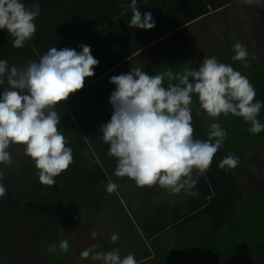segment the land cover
<instances>
[{
  "label": "crops",
  "instance_id": "1",
  "mask_svg": "<svg viewBox=\"0 0 264 264\" xmlns=\"http://www.w3.org/2000/svg\"><path fill=\"white\" fill-rule=\"evenodd\" d=\"M115 2L120 7L118 10L97 11L98 15L107 14L110 18L107 22L99 21L97 30L86 38L85 31L73 30L80 37L78 40H72L73 36L68 32V38L56 45L58 49L65 47L74 49L75 45L87 43L92 55L99 61L98 66L94 68L95 75L85 78L83 89L58 104L59 107L63 104L67 106L71 102L84 114L83 134L88 139L87 146L84 141L76 145L72 140L68 134V131L74 132L72 124L66 127V131L64 130V136L69 142L67 146L71 143L73 153L75 150H82L81 161L87 165L90 163L89 156L83 155L86 147L90 155L91 121L88 101L98 102L99 109H102L100 102H105L103 116H106L105 118L112 116L110 95L116 88L110 82L112 76L126 74L137 67L152 76L169 68L174 74L183 73L188 68L198 70L201 65L199 53L202 51V41L210 46L216 45L215 49H210L212 50L210 53L213 54H209V57L216 56L220 62L231 64L235 70L247 76L257 91L255 99L264 102V45L256 46L250 42L247 45L244 39L236 40L242 35L255 36L253 41L264 40L258 7L243 4L240 11L237 2L234 4L232 2L220 9H209L208 14L202 15L204 2L202 4L201 0H137L138 9L142 14L151 12L156 24L154 29L145 30L129 27L132 16L129 7L131 0ZM251 30H254V34ZM93 35L95 40L91 42L88 37ZM103 37H111L112 40L100 39ZM99 39L101 41L97 42ZM108 41H113L116 48L114 51L106 45ZM237 42L247 45L251 65L248 68L243 67L241 62H234L231 59L234 55L232 47ZM94 48L101 50L98 52ZM218 52L221 54L228 52L229 60L225 62L224 58L220 59ZM206 54L207 51L205 54L203 52L202 56L206 57ZM252 55L254 59L251 58ZM167 83L169 81L166 78L165 86ZM91 90H96V96L91 95ZM80 92L83 93L86 102L84 98H79ZM67 115L68 111L64 109L60 113L62 118ZM72 116L74 117V114ZM258 119L264 124V108L261 109ZM104 121L101 125L93 123V134L100 131ZM241 123L246 129L245 133L243 132L246 137L244 142L249 145V150L244 155L243 167L231 169L228 178L244 185L245 189H242V192L246 198L243 204L246 207L253 204L263 207L264 189L255 186L264 181V139L257 138L258 134H250L247 131L250 125L245 124L243 119ZM259 135L263 137L264 132ZM102 145L103 142L99 143V149ZM107 152L108 150L105 152L102 148L100 153H96L97 158L94 157L92 160V165L98 163L96 167L98 172L96 171L94 176L78 173L70 177L66 185L68 199L65 201L67 206L65 212L63 205H57L55 199H51L50 210L56 213L55 218L57 216L58 218L49 222L50 232L39 236L35 244L28 241L27 233L22 227L8 230L0 236V258L5 260V264L10 258L16 260L13 261L14 264H24L25 257L31 259L33 264H93L90 259L80 257V253L92 245L100 246L97 251L118 249L121 256L133 253L139 264H212L213 259L220 256L216 252L217 247L228 248L232 244L233 239L231 241L226 236L233 234L237 236V233L230 232L223 238L220 237L223 234L218 235L225 227L223 225L215 228L217 221L214 217L219 211L218 202L214 204L215 206L208 204L210 197L206 198L204 191H197L195 187L197 195L188 196L183 192L176 195L165 194L163 189L155 192L156 186L139 188L133 180L113 175L116 159L108 156ZM75 167L78 166L74 160L69 168L72 170ZM109 179L118 185L117 191L112 194L105 190ZM94 180L97 181L96 186L92 184ZM38 186L39 191H47V187L40 183ZM211 190L215 195L213 188ZM93 191L101 192V195L98 193L101 201L89 198ZM233 200L236 201L234 198ZM57 213L65 215L60 217ZM238 213L236 217L229 219V227H245L243 224L245 214L242 216ZM94 231L97 232L96 237L92 235ZM17 232L26 240H23V243L21 239L15 240L13 244V240L8 238L13 239L11 234ZM114 233L119 236L116 243L110 239ZM62 239L69 241L71 252L65 254L46 251L48 245H58Z\"/></svg>",
  "mask_w": 264,
  "mask_h": 264
},
{
  "label": "clouds",
  "instance_id": "2",
  "mask_svg": "<svg viewBox=\"0 0 264 264\" xmlns=\"http://www.w3.org/2000/svg\"><path fill=\"white\" fill-rule=\"evenodd\" d=\"M241 3L259 7L264 0ZM129 7V27L155 28L152 13L142 14L137 0H131ZM39 15V3L29 7L22 0H0V30L12 37L13 48H23L34 37ZM80 48L82 51L78 52L54 46L22 67L10 66L7 60L0 59V86L7 85L0 92V165L13 163L11 145H23L24 155L34 162L44 186L56 184L55 178L74 162L73 149L67 146L69 142L58 127L61 116L57 105L82 90L85 78L95 75L99 61L90 46L81 44ZM232 51V61L241 62L245 68L251 66L245 45L237 42ZM166 78L169 83L165 86ZM110 82L116 86L110 95L113 114L100 127L102 141L109 145L107 155L116 159L113 175L127 177L139 188L158 185L169 194L197 195L194 189L198 180L210 169L228 133L220 123L210 122L207 139L194 137L193 95L199 103L197 116L201 110L213 120L231 114L250 125V134L264 132V124L258 119L264 102L255 99V87L247 76L216 56H206L198 70L188 68L174 74L169 68L152 76L137 67L112 76ZM83 155L87 156V152ZM239 163L238 156L228 154L220 160L219 168L231 170ZM3 178L0 171V180ZM117 189L118 185L109 179L106 192L112 194ZM7 193L8 189L0 183V198ZM92 235L96 237L97 232ZM110 239L116 243L119 236L114 233ZM57 247L67 254L69 241L62 239L58 245H48L46 251L56 252ZM99 247H88L80 257L93 264H139L133 253L121 256L118 249L97 251Z\"/></svg>",
  "mask_w": 264,
  "mask_h": 264
},
{
  "label": "trees",
  "instance_id": "3",
  "mask_svg": "<svg viewBox=\"0 0 264 264\" xmlns=\"http://www.w3.org/2000/svg\"><path fill=\"white\" fill-rule=\"evenodd\" d=\"M201 1L202 4L204 2L202 5V15H205L210 12L209 6L213 5L212 7L216 10L232 4V2L233 4L234 2L238 4L241 0ZM22 2L29 7L33 3H39L40 5V15L35 21L37 31L34 37L23 48L16 49L12 47V37L9 36L8 32L6 30H0V59L7 60L10 66L16 65L18 67H22L28 61L38 60L49 48L60 44V42H64L68 38V32L73 36L71 39L76 41L80 37L77 36L73 30H83L87 33L85 34L86 38V36L90 35L94 30L98 29L99 21L103 23V20L107 22L110 19L107 14L98 15V10L105 9L106 11H115V9L118 10L120 8L116 5L115 0H22ZM258 10L261 14V28L264 30V3L258 7ZM108 14L111 15V13ZM94 37V35L89 36L88 40L93 42V40H95ZM100 39L104 41L112 40L111 37H103ZM100 39L97 40V42H100ZM112 43L113 41H108L106 45L114 51L116 48L114 47V43ZM86 44L87 43L84 45ZM74 49L82 51L80 45H75ZM94 49L98 52L101 50V48ZM6 86L7 85L0 86V92H2L3 87ZM90 93L96 96V90H91ZM78 96L79 98H84L86 102L83 93L80 92ZM88 104L90 105L89 119L92 123L101 125L104 119H106L104 124L110 121L111 116L110 118H105L106 116H103L104 111L102 109L105 106V102H100L102 109H99L98 102H92L90 100ZM191 107L193 109L192 123L195 129V138L207 139L206 128L210 122L220 123L228 133L224 145L215 154L210 169L205 176L199 178L196 185L197 191H204V196L206 198L210 197L208 204L215 206L214 204L218 202L217 208L219 211L214 217L217 221V226L215 228H220L226 223H229V219L235 215L237 216L238 211H240L238 214H242V216L245 214V217L243 216V223H247L251 227L252 224L257 225L255 222V220H257L260 222V225L264 227V215H261L264 210L259 211L258 207L260 206L255 204L246 207L243 204L246 198V195L242 192V189H245L244 185H241L238 181L235 182L232 178H228L231 170H221L219 168L220 160L228 154H235L240 158V163L238 167H236V170L242 168L244 165V155L248 152L249 145L244 142L246 139L244 134L246 129L243 128V124L241 123L242 118L230 115L229 117L220 116L218 120H213V118L207 117L203 110H201L199 116H197L199 103L195 95H193V104ZM63 109L68 111V115L63 118L61 117V124L58 126L59 130L64 135L66 127L71 125L72 121H78L77 125H74V132L68 131V134L72 137L73 134L76 133V138L73 140L76 145L84 141L87 146L88 139H86V136L84 137L83 134V119H85L83 112L71 102L69 105L67 104V106L66 104L60 107L57 105L59 114ZM71 114H74V117ZM257 138L264 139V136L261 137V135L258 134ZM101 142H103L102 134L100 131H97V133H94L93 136L90 137V155L87 151L88 147L84 149V152H87V156H89L91 165L90 163L87 165V163L81 161L82 150H75L73 156L78 167L72 170L69 168L60 176L56 177V184L52 187L45 186L47 187V191L38 190V184L40 182L35 164L31 158H22L24 155V146L11 145L9 151L12 154L13 163L8 167L0 165V171L4 173V178L0 180V183L4 184L8 189L6 197L0 198V236L4 235L3 233L8 230H16V228L22 227V230L27 233L28 241L35 244V240L38 239L39 236L49 233V222L58 218V216L55 218L56 213L50 210L51 199H55L57 205H63V210L65 212L67 207L65 201L68 199L66 196V185L70 177L78 173L90 177L94 176L96 171L98 172L96 168L98 167V163L92 165V160L94 157L97 158L96 153H100L102 148L105 152L109 149V145L106 144L102 145V148L99 149V143ZM99 171L101 172V170ZM92 184L96 186L97 181L94 180ZM262 184L264 185V181L259 185L256 184L255 187L259 186V189L263 190ZM211 188L215 191V195H213ZM98 193L101 195V192L93 191L89 195V198L93 201H98V199L101 201ZM48 195H50V197H48ZM233 198L236 201H234ZM254 211L255 213L250 214ZM57 214H59L60 217L65 215V213ZM244 226L246 225L244 224ZM222 230L224 231L225 227ZM226 237L230 238L231 241L233 239L232 244L228 248H225V250L218 249L216 252L222 255L215 257L212 264H252L248 258V247L245 240L238 239V236L235 234ZM239 237L241 238L243 236ZM260 250L264 251V246H260ZM245 254L248 262L245 261ZM0 264H5V260L0 258Z\"/></svg>",
  "mask_w": 264,
  "mask_h": 264
},
{
  "label": "rangeland",
  "instance_id": "4",
  "mask_svg": "<svg viewBox=\"0 0 264 264\" xmlns=\"http://www.w3.org/2000/svg\"><path fill=\"white\" fill-rule=\"evenodd\" d=\"M242 5H243V3H241V1L238 2V4H237V8L240 9V11L242 10ZM209 9H211L210 6H209ZM251 32L253 33L254 30H251ZM247 37L242 35L241 38L238 37L236 40H240L241 41V40L244 39L247 42V45H249L248 44L249 42L250 43H254L256 46L264 45V40L262 41V39L253 41L255 36H251L250 35V36H247ZM241 44H243V43H241ZM243 45H245V44H243ZM211 48L215 49L216 45L211 44V46H210L209 44H206L204 41H202V51L199 53V56H200L199 62H201L200 64H202L203 59L205 58V57L202 56L203 52L205 54L206 51H207V54H206L207 57H209V54H213V53H210V51H212V50H210ZM199 49H201V48L199 47ZM218 56L220 57V59L224 58L225 62H226V60H229L228 52H226L225 54H221L220 52H218ZM77 122L78 121H74V122L72 121L71 124L74 126V125H77ZM90 125H91V129H90L91 133H90V135L93 136L94 124L90 122ZM76 135H77L76 133L73 134L72 140H75ZM22 158L29 159L30 157H27V156L23 155ZM4 167H8V166H4ZM157 191H161V188L158 185L156 186V189H155V192H157ZM163 192L165 194L167 193L165 190ZM171 195H173V194H171ZM258 209H259V211H262V210H264V207H258ZM252 213H255V211L251 212L250 214H252ZM261 215H264V212ZM255 222L257 223V225L252 224L251 227L249 226V224L243 223V224L246 225L245 227H235V228L229 227V223H226L225 224V230L219 232L218 235L223 234L222 236H220L221 238H223V237H225L224 235H226V234H228L230 232H233V233H237V236H243L241 238L240 237H237V238L241 239L243 241L245 240V242L247 243L248 258L250 259L252 264H264V251L260 250V246H264V227H262L260 225V222H258L257 220H255ZM11 237H14V238L13 239L12 238H8V239L13 240V244H15L16 241H20L19 239H21V243H23V240H26V238L24 236L20 235L19 232L11 234ZM217 249L225 250V247L218 246ZM58 252H61V251L57 247L56 253H58ZM68 252H71V251H68ZM219 255H222V254H219ZM244 257L246 258L245 261L248 262L246 254L244 255ZM13 261L16 262V260L10 258L6 262V264H14ZM202 262L205 263V261H203V260H202ZM24 264H33V262L28 257H25L24 258Z\"/></svg>",
  "mask_w": 264,
  "mask_h": 264
},
{
  "label": "built area",
  "instance_id": "5",
  "mask_svg": "<svg viewBox=\"0 0 264 264\" xmlns=\"http://www.w3.org/2000/svg\"><path fill=\"white\" fill-rule=\"evenodd\" d=\"M211 7V9H213V7L212 6H210Z\"/></svg>",
  "mask_w": 264,
  "mask_h": 264
}]
</instances>
